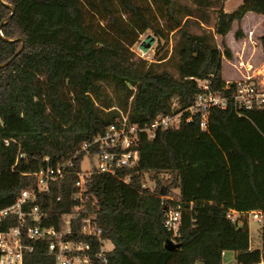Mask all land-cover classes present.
Returning a JSON list of instances; mask_svg holds the SVG:
<instances>
[{
  "label": "trees",
  "instance_id": "1",
  "mask_svg": "<svg viewBox=\"0 0 264 264\" xmlns=\"http://www.w3.org/2000/svg\"><path fill=\"white\" fill-rule=\"evenodd\" d=\"M6 1L15 12L3 23L12 10L0 1V64L13 58L0 68V210L35 186L46 157L52 165L69 161L121 112L137 122L170 113L174 102L187 108L204 80L226 92L223 59L233 58L226 37L248 12L264 16V0H243L232 12L224 10L227 0ZM148 31L168 43L152 61L133 50ZM2 35L22 39L23 49L18 53L21 40ZM243 35L240 26L235 37ZM137 149V164L94 172L86 183L81 214H94L114 244L105 263L95 257V239L75 238L92 242L94 264H224L223 251L233 252L236 264H264V225L263 246L253 248L248 222L250 211L264 214V106L242 115L215 107L206 129L196 116L152 140L141 133ZM76 192L67 174L25 208L38 206L40 224L59 227L78 204ZM162 195L181 211L173 250L165 247L171 233ZM10 219L16 224L14 214ZM33 245L26 264H55L47 242Z\"/></svg>",
  "mask_w": 264,
  "mask_h": 264
},
{
  "label": "built area",
  "instance_id": "2",
  "mask_svg": "<svg viewBox=\"0 0 264 264\" xmlns=\"http://www.w3.org/2000/svg\"><path fill=\"white\" fill-rule=\"evenodd\" d=\"M233 67L239 76L226 79L224 93L214 92L209 80L201 81V91L195 102L187 108L180 109L177 102H174L170 113L159 115L152 121L140 119L137 122L130 121L128 113L121 112L117 123L111 124L104 134L85 142L69 161L52 165L46 157V166L34 173L35 186L24 189L15 204L0 210V264H26L25 255L34 250L33 243L43 241L48 243L47 249L54 257L55 264H94L93 244L75 239L80 235L92 237L98 242L95 257L106 263L114 244L103 237V229L94 214H81L85 207L84 192L88 178L94 172L116 174L122 167L137 164L140 157L137 140L141 133L152 140L159 129L179 127L183 122L195 120L196 116L200 127L206 129L215 107L226 109L232 106L242 115L248 110L264 106V66L258 69L252 64L240 62L238 65L233 64ZM79 152L84 153L81 166L86 156L96 157L97 165L87 171L82 170V167L73 170ZM67 174L73 178L77 189L74 198L78 204L72 212L63 215L59 227L40 224L45 213L36 205L31 208L25 206L34 202L39 192H48L51 182ZM151 189L154 190L155 186ZM171 200V196L162 195V203L166 206L164 225L171 233L170 240L177 243L181 211L169 203ZM12 214L16 218V224L13 225L10 223ZM236 215L235 210L228 214L232 219ZM250 215L264 225V214L261 211H250ZM227 255L228 251L222 252L224 260Z\"/></svg>",
  "mask_w": 264,
  "mask_h": 264
},
{
  "label": "rangeland",
  "instance_id": "3",
  "mask_svg": "<svg viewBox=\"0 0 264 264\" xmlns=\"http://www.w3.org/2000/svg\"><path fill=\"white\" fill-rule=\"evenodd\" d=\"M189 4H194L193 0H185ZM243 0H227L224 4V10L226 12H232L235 9H237L241 4ZM211 15H212V25L216 22L217 18V8L211 9ZM148 35H151L154 39L153 43L150 46H142V41L147 38ZM172 37V36H171ZM218 38V42L221 43V38ZM172 39V38H171ZM163 40H159L158 38H154L151 31L146 32L141 36V40L133 46V50L135 51L136 55L141 58H145L147 60L152 61L155 58V55L157 52L162 51V47L164 45H167ZM172 45V40L169 42V47ZM169 69L172 70L174 73H176V70L174 67L169 66ZM225 76L226 78H237L239 76L238 72L233 67V64L225 63ZM108 91L111 95L115 96L114 88L112 85H107ZM97 165V158L96 157H89L86 156L83 163H82V170L87 171L90 170L93 166ZM249 222V229H250V235H251V244L253 248H262L263 246V240H262V225L257 222L256 219L253 218L252 215L248 217ZM224 264H236L235 263V257H233V254L227 255V257L224 260Z\"/></svg>",
  "mask_w": 264,
  "mask_h": 264
},
{
  "label": "crops",
  "instance_id": "4",
  "mask_svg": "<svg viewBox=\"0 0 264 264\" xmlns=\"http://www.w3.org/2000/svg\"><path fill=\"white\" fill-rule=\"evenodd\" d=\"M242 28L243 37L237 39L235 31L238 27ZM264 16L254 12H248L241 24L235 22L232 31L226 37V42L233 53L232 59H223V75L225 79V63L236 64L244 62L252 64L254 67L261 69L264 66ZM233 252H228L229 254Z\"/></svg>",
  "mask_w": 264,
  "mask_h": 264
},
{
  "label": "water",
  "instance_id": "5",
  "mask_svg": "<svg viewBox=\"0 0 264 264\" xmlns=\"http://www.w3.org/2000/svg\"><path fill=\"white\" fill-rule=\"evenodd\" d=\"M0 1L12 10L11 15H10V16H9V17L3 22V23H5V22H7V21H9V20L11 19L12 15H13L14 12H15V9H14V6L11 5V4H9L6 0H0ZM2 36H3V35H2ZM3 38H4L5 40H7V41L21 40V41H22V46H21L20 50L18 51V53H19V52L23 49V47H24V42H23L22 39H18V38H14V39H12V38H6V37H4V36H3ZM153 41H154V39L152 38V36H151V35H148L147 38H146L145 40H143L141 44H142V46H150V45L153 43ZM11 60H13V58H12ZM11 60H9V61L6 62V63L0 64V68L5 67V66H6ZM179 245H180L179 243H175V242H173L172 240L168 239V240L166 241L165 247H166L167 249H169V250H173V249H175V248H178Z\"/></svg>",
  "mask_w": 264,
  "mask_h": 264
}]
</instances>
